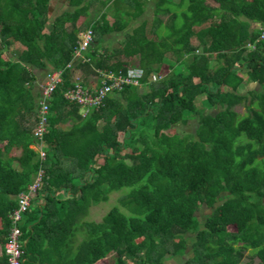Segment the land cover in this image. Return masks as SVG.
Returning a JSON list of instances; mask_svg holds the SVG:
<instances>
[{
    "label": "trees",
    "instance_id": "16d2710c",
    "mask_svg": "<svg viewBox=\"0 0 264 264\" xmlns=\"http://www.w3.org/2000/svg\"><path fill=\"white\" fill-rule=\"evenodd\" d=\"M50 1L0 0V264L18 196L41 170L20 224L24 264H97L110 254L112 264H243L247 251V264H264V0H70L52 22ZM150 1L154 18L134 26ZM84 26L94 40L76 62ZM121 34L119 45L105 44ZM135 57L140 87L112 93L86 116L66 99L77 70L85 87L91 77L99 86V71L127 74ZM50 70L63 78L42 160L31 121L38 73ZM246 82L260 89L243 92ZM188 114L198 118L194 134H170ZM125 188L100 222L88 219ZM203 207L211 213L201 221Z\"/></svg>",
    "mask_w": 264,
    "mask_h": 264
},
{
    "label": "built area",
    "instance_id": "2783aa9c",
    "mask_svg": "<svg viewBox=\"0 0 264 264\" xmlns=\"http://www.w3.org/2000/svg\"><path fill=\"white\" fill-rule=\"evenodd\" d=\"M93 40L94 33L92 29H87L80 35L78 47L75 49L73 55L74 61L79 62L84 60L83 54L90 47ZM262 40H264V29H261L257 42ZM248 48H254V45L249 43ZM68 67H70V65ZM143 75L144 72L139 66L135 68L129 67L127 74L99 71V86L94 88L85 87L82 80L77 78L74 87L65 93V97L70 102L82 106V115L86 116L91 109L103 107L107 97L112 93L122 91L125 87L130 85L140 87V79ZM62 78L63 70H52L46 75L45 81L40 85L41 96L38 101L37 120L33 130L37 144L34 145L33 148L39 153L42 160L47 156L42 141L48 131L50 100L58 85L62 83ZM43 175L44 171L41 170L34 182L28 187L27 192L21 193L18 196V208L10 216L12 228L4 246L7 264H24L25 262L23 258L24 243L22 241L20 224L23 214L31 206L32 200L40 188Z\"/></svg>",
    "mask_w": 264,
    "mask_h": 264
},
{
    "label": "rangeland",
    "instance_id": "374dc122",
    "mask_svg": "<svg viewBox=\"0 0 264 264\" xmlns=\"http://www.w3.org/2000/svg\"><path fill=\"white\" fill-rule=\"evenodd\" d=\"M210 4L212 5H216L214 2L209 1ZM59 2L58 0H51L50 1V9H49V19L50 22H52L55 17H57L62 11H60L58 13V8H59ZM60 8L63 10V13L65 11H69L71 10V7L69 6V2L68 0H62V6H60ZM154 3L152 1L148 2L147 7H146V14L144 15L143 19L140 20L139 22H136L134 24V26L139 25L143 20H152L154 18ZM94 10L96 8H93ZM168 19V16H164L162 18V20L166 21ZM85 21L84 18H81L79 21V24L81 25H85L83 24ZM220 23L219 19H215L212 22H210V24H212L213 26H216ZM85 27V26H84ZM164 33V30H162ZM123 38V35H110L106 37V41L105 43L110 45H119L118 41H120ZM194 43H196V41H193ZM117 43V44H116ZM11 50H15V51H21V47L16 45L14 46ZM10 57L9 54H5L3 56L4 60H7ZM139 65V61L138 59H132L130 61V67L131 68H135ZM168 72V69L164 67V69L162 70L163 74H166ZM161 80V77L158 75H155L154 77H152V81L157 83ZM259 90L260 88L257 86L256 83H252V82H246L243 86H242V91L246 92L248 90ZM148 91L147 87H143L141 88V92H145ZM206 108H209V105L207 103H205ZM238 111V113L241 116H245L248 113V110L246 109L245 106H239L236 109ZM188 123L187 124H181L175 128H172L171 130H169L168 132L170 134H180V135H185V134H194L195 128L197 126V116L196 115H192V114H188ZM32 123V129L34 130L36 122L31 121ZM70 126V123L66 124V127L68 128ZM242 141H248L247 138L245 136H242L241 138ZM11 156L14 158H19L21 155V150L14 148L11 152H10ZM126 191H128L127 188L116 192V193H112L110 195V199L107 202L104 203H100L97 206H94L91 208L90 210V214L88 219L92 220V221H97L100 222L102 220V218L115 206H117L119 204V199L122 198L126 193ZM211 211L209 209H207L206 207H203L199 213L197 214L199 219L202 221L204 219V217L208 214H210ZM233 230V229H232ZM252 252L251 251H247L245 254V258L243 259V264H247L248 262H250L252 260L251 258ZM114 262V254H110L107 258H105L102 261H99L97 264H112ZM254 263H257V259L253 260ZM168 264H185L184 262V258L183 257H176V258H171L168 261Z\"/></svg>",
    "mask_w": 264,
    "mask_h": 264
},
{
    "label": "crops",
    "instance_id": "0c3cea01",
    "mask_svg": "<svg viewBox=\"0 0 264 264\" xmlns=\"http://www.w3.org/2000/svg\"><path fill=\"white\" fill-rule=\"evenodd\" d=\"M70 0H68V2H69ZM58 2H59V8H58V13L60 12V11H62L59 15H61L62 13H63V10L60 8V6H62V0H58ZM50 9V8H49ZM66 12V11H65ZM91 12H95V10L94 9H92L91 10ZM85 22V21H84ZM79 24V23H78ZM84 24V23H83ZM79 25H81V24H79ZM87 28H83V30H82V32L81 33H83L85 30H86ZM106 44V43H105ZM135 59H138V57H135ZM139 60V59H138ZM139 66V65H138ZM50 71H52V70H50ZM49 71V72H50ZM40 73V72H39ZM38 73V90H39V88H40V85L45 81V78H46V75L45 76H43L42 74H39ZM82 72H81V70H77L76 71V74H75V77H74V79L76 80L77 78H80L81 80H82ZM98 83V81L95 79V78H92L91 77V80H89V82H88V85L86 86V87H88V88H94V87H96V84Z\"/></svg>",
    "mask_w": 264,
    "mask_h": 264
}]
</instances>
